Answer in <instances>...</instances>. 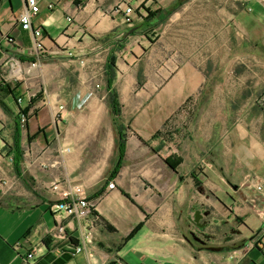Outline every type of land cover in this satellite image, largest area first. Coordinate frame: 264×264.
I'll return each instance as SVG.
<instances>
[{
    "label": "crops",
    "instance_id": "obj_1",
    "mask_svg": "<svg viewBox=\"0 0 264 264\" xmlns=\"http://www.w3.org/2000/svg\"><path fill=\"white\" fill-rule=\"evenodd\" d=\"M37 2L31 25L42 31L44 56L18 22L25 0H0V264H264V0L230 14L255 48L253 66L231 67L213 85L201 61L171 74L163 67L162 78L147 60L137 81L153 39L126 35L123 7L137 25L146 9L181 0ZM122 36L109 85L105 63ZM215 41L190 56L222 57L223 39ZM115 95L125 149L113 173ZM66 179L91 205L83 219L52 212L60 197L50 184ZM86 232L83 250L69 255Z\"/></svg>",
    "mask_w": 264,
    "mask_h": 264
},
{
    "label": "rangeland",
    "instance_id": "obj_2",
    "mask_svg": "<svg viewBox=\"0 0 264 264\" xmlns=\"http://www.w3.org/2000/svg\"><path fill=\"white\" fill-rule=\"evenodd\" d=\"M233 1H236L234 6L225 5L223 13L216 8L217 0H181V5L166 9L170 11L168 17L152 34L148 32L153 39L154 50L150 57L139 63L137 81L146 78L141 67H144L147 60L153 66L151 74L159 73L162 78L165 76L163 67L169 66L168 74H171L179 65L201 61L202 66L207 69L208 85L218 83L222 78L225 80L231 67L247 69V66H253L255 48L246 37L243 24H238L237 20L234 22L230 16L235 11H249L247 6L252 0ZM240 20L246 21L245 17ZM135 25L128 26V30L133 27L136 30ZM216 36L223 39L222 57H217L211 51L206 58L190 56L193 50L197 51L195 54L198 56L204 46L211 50L212 45H216ZM245 72L247 75V71Z\"/></svg>",
    "mask_w": 264,
    "mask_h": 264
},
{
    "label": "built area",
    "instance_id": "obj_3",
    "mask_svg": "<svg viewBox=\"0 0 264 264\" xmlns=\"http://www.w3.org/2000/svg\"><path fill=\"white\" fill-rule=\"evenodd\" d=\"M250 9L249 7H247ZM39 11V6L37 0H25V8L21 11L18 16V22L22 29L24 30H32L34 35V49L35 53L39 56H44L47 54L45 47L42 44V31L40 28L33 29L31 25L32 18ZM122 22L127 25L134 24V15L135 12L131 5H125L122 9ZM70 20V18H67ZM17 101L20 102L21 98L18 97ZM20 119L22 122L25 121L24 114H20ZM63 151H68V148ZM63 184H67V188L64 190L61 188ZM53 191L58 192V196L60 197L58 201H56L52 205L53 214H58L59 212H64L67 216H72L76 219H83L89 215L91 212V205L87 200L86 196L83 194V190L79 184L72 183L70 180H56L52 181L49 187ZM115 188V183L113 180H109L107 183V189ZM261 188V186H258ZM65 227L61 223H57L55 226V234L57 236L65 235ZM89 240V232L85 233V239H82V243H77L73 246V248L68 250L69 255L73 256L83 250L84 242ZM264 245V242H262ZM36 245H33L26 254L25 260L33 262L36 255Z\"/></svg>",
    "mask_w": 264,
    "mask_h": 264
},
{
    "label": "trees",
    "instance_id": "obj_4",
    "mask_svg": "<svg viewBox=\"0 0 264 264\" xmlns=\"http://www.w3.org/2000/svg\"><path fill=\"white\" fill-rule=\"evenodd\" d=\"M170 14V11H166L164 9H157V10H149L146 9V15L140 17L142 18V22L135 25L136 30L132 31L128 36L135 35L137 33L139 34H145L148 35V32L152 34L153 30L160 24L162 23ZM126 38L123 36L120 38H117L115 41H113V47L111 48L107 60L105 63V73L107 76V83L109 85H112L113 80H114V75H115V62L117 59V54L122 50L123 45L125 43ZM110 87V86H109ZM3 90V88L0 86V91ZM1 104L2 101L0 100ZM111 104V109L113 113V122L117 128V132L119 135V153H118V161L113 169V173L116 172L119 162L121 161L122 155H123V149H125V134L123 133L122 129L123 127L120 124V117H121V111H120V104L118 101V97L115 95V97H111L110 100ZM24 113V111H23ZM14 144L16 146V149H18V139L14 141ZM20 159L18 156L15 158L14 165L15 168L17 167L16 165L19 163Z\"/></svg>",
    "mask_w": 264,
    "mask_h": 264
},
{
    "label": "water",
    "instance_id": "obj_5",
    "mask_svg": "<svg viewBox=\"0 0 264 264\" xmlns=\"http://www.w3.org/2000/svg\"><path fill=\"white\" fill-rule=\"evenodd\" d=\"M134 29H135V27L129 29V30L127 31L126 35H129L132 31H134Z\"/></svg>",
    "mask_w": 264,
    "mask_h": 264
}]
</instances>
